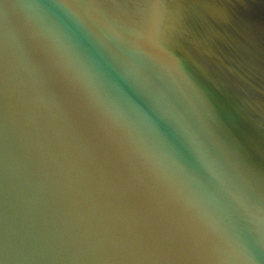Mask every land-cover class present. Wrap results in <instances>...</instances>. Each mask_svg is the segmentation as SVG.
Masks as SVG:
<instances>
[{"label":"water","instance_id":"water-1","mask_svg":"<svg viewBox=\"0 0 264 264\" xmlns=\"http://www.w3.org/2000/svg\"><path fill=\"white\" fill-rule=\"evenodd\" d=\"M101 3L0 0V264H264V0Z\"/></svg>","mask_w":264,"mask_h":264},{"label":"clouds","instance_id":"clouds-1","mask_svg":"<svg viewBox=\"0 0 264 264\" xmlns=\"http://www.w3.org/2000/svg\"><path fill=\"white\" fill-rule=\"evenodd\" d=\"M163 16L164 9L161 5H149L144 10L143 22L137 25L131 33L122 34L115 29H110V31L116 39L120 40L128 47L134 48L151 58L165 63L156 54V50H162L163 46L155 38L156 34L162 27ZM232 195L233 199L240 202L239 197L236 194Z\"/></svg>","mask_w":264,"mask_h":264},{"label":"snow or ice","instance_id":"snow-or-ice-1","mask_svg":"<svg viewBox=\"0 0 264 264\" xmlns=\"http://www.w3.org/2000/svg\"><path fill=\"white\" fill-rule=\"evenodd\" d=\"M167 0H112L111 4H100L103 11H108L112 7H145L149 5L166 4Z\"/></svg>","mask_w":264,"mask_h":264}]
</instances>
